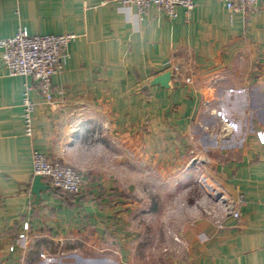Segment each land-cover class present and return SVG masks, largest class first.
<instances>
[{"label": "crops", "instance_id": "crops-1", "mask_svg": "<svg viewBox=\"0 0 264 264\" xmlns=\"http://www.w3.org/2000/svg\"><path fill=\"white\" fill-rule=\"evenodd\" d=\"M18 28L76 38L51 103L31 79L9 76L0 53V264H264V0L244 17L197 0L173 20L114 0H0V39ZM168 70L170 89L148 85ZM233 89L246 99L219 101ZM34 151L76 169L80 193L36 201ZM149 174L160 189L208 179L218 193L173 197L167 212L158 189L146 193Z\"/></svg>", "mask_w": 264, "mask_h": 264}, {"label": "built area", "instance_id": "built-area-1", "mask_svg": "<svg viewBox=\"0 0 264 264\" xmlns=\"http://www.w3.org/2000/svg\"><path fill=\"white\" fill-rule=\"evenodd\" d=\"M197 0H114L120 6H134L143 12L149 6H155L170 20L177 18V9H182L186 15L194 9ZM229 14L246 16L258 0H222ZM76 37L72 34L31 36L25 28H18L12 37L0 39V53L4 69L9 76L29 78L36 83L38 94L47 102L53 101L51 79L59 74L66 64L69 55L67 48ZM189 82V79H186ZM31 86L25 85L22 93L21 108L24 133L32 136L31 115L35 105L30 99ZM257 138L264 145V133L258 132ZM32 170L34 176L46 180L52 190L63 195L76 196L82 188L80 173L58 160L34 151L32 153ZM206 187V186H205ZM212 191V190H211ZM218 195V194H216ZM221 199V197H220ZM233 218H238V212L229 209ZM23 230H28V224H23ZM20 242L26 241L25 234L19 236ZM13 247L10 248V251Z\"/></svg>", "mask_w": 264, "mask_h": 264}, {"label": "rangeland", "instance_id": "rangeland-1", "mask_svg": "<svg viewBox=\"0 0 264 264\" xmlns=\"http://www.w3.org/2000/svg\"><path fill=\"white\" fill-rule=\"evenodd\" d=\"M247 55H248V53H247ZM223 95H224V97H223ZM246 95H247V93H245V92H243V93L241 91L235 92L234 89H233L232 91H228L225 94H222V97L220 98L219 101L226 102V101H230V100H232V101L237 100L239 102V101L245 100L246 99ZM254 100H258L259 104H261L262 101H263V99L261 97L257 98L256 95L254 96ZM222 108H223V105H217V107L215 108L214 116L216 115L215 117L218 118V119H225L227 117L226 115H228L227 110L222 109ZM242 111L243 110H242L241 106H239L238 108L233 107L232 110H231V113L233 112V116H235L234 113H236V114L238 113V115H242ZM211 125H214V127H215L214 132H216L217 128H218V125L221 126L222 124L219 123V121H218L217 125L216 124H212V123H211ZM131 181L133 183H135L136 186H138V184H139V175L133 173ZM172 181H174V180L170 179V180H166V181L160 182V184H165V185H163V188L160 189V188H157L158 185L155 186V184H157V183H156V179L154 177V174H149L148 186L146 188V191H147L146 193H147L148 197H150V198L155 196V190L158 189L157 190L158 193H159L158 198L160 197L159 198L160 203H161V201L163 202L164 210L167 211V212H170V210H171V207H172L171 199L173 197H176V198L177 197H179V198L187 197L189 195V193H190V195H192V196H195V197H198V198H202V197H207L206 194H205V193H207V195L211 196L212 198H215V197H213L214 196L213 195L214 192L208 191L207 190L208 187L207 188L203 187V186L206 185L205 180L202 182V179H200V180L196 179L194 182L191 183V184H195L194 186L196 187V189H190V190L189 189H180L178 192H173ZM199 184H200V186H199ZM207 184H212V183L207 179ZM197 207H199V205H197ZM77 254H79V253H77ZM82 255H86V254L83 253ZM42 257H43L42 254H39L38 258H42ZM153 257H155V255H153ZM67 259L68 260H73V261L74 260H78L76 257H73L72 255H70V257H68Z\"/></svg>", "mask_w": 264, "mask_h": 264}, {"label": "water", "instance_id": "water-1", "mask_svg": "<svg viewBox=\"0 0 264 264\" xmlns=\"http://www.w3.org/2000/svg\"><path fill=\"white\" fill-rule=\"evenodd\" d=\"M173 72L172 70H168L152 80L148 82L149 86H159L163 89H170L171 88V79H172ZM51 190V187L48 183L44 182L40 176H35L33 182L31 184V194L35 197L36 201L39 200L40 194L42 192ZM211 190V189H209ZM219 198V196H217Z\"/></svg>", "mask_w": 264, "mask_h": 264}, {"label": "bare ground", "instance_id": "bare-ground-1", "mask_svg": "<svg viewBox=\"0 0 264 264\" xmlns=\"http://www.w3.org/2000/svg\"><path fill=\"white\" fill-rule=\"evenodd\" d=\"M206 187H208L207 189L209 190L210 189V187H209V185L206 183ZM212 190V189H211ZM211 190H210V192H211ZM213 191V190H212ZM217 192V191H216ZM215 191H214V194L213 195H215V193H216ZM218 193V192H217Z\"/></svg>", "mask_w": 264, "mask_h": 264}, {"label": "trees", "instance_id": "trees-1", "mask_svg": "<svg viewBox=\"0 0 264 264\" xmlns=\"http://www.w3.org/2000/svg\"><path fill=\"white\" fill-rule=\"evenodd\" d=\"M55 193H57V194H61L60 192H58V191H54ZM63 195V194H62ZM65 196H70V195H65Z\"/></svg>", "mask_w": 264, "mask_h": 264}]
</instances>
